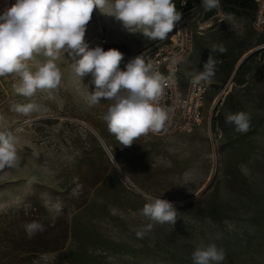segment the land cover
<instances>
[{
	"label": "rangeland",
	"instance_id": "1",
	"mask_svg": "<svg viewBox=\"0 0 264 264\" xmlns=\"http://www.w3.org/2000/svg\"><path fill=\"white\" fill-rule=\"evenodd\" d=\"M12 1H0V12ZM255 13L253 0H219L189 15L193 49L181 71L187 78L214 65L203 80L204 119L129 147L102 119L108 102L89 103L91 76L81 80L67 53L54 61L58 86L31 98L16 94L15 74L0 77V131L15 138L14 164L0 169V264H193L195 247L208 243L224 249L222 264H263L264 30L254 28ZM93 15L89 48L124 53L111 39L124 33L121 24L108 26L99 9ZM45 59L34 55L29 67ZM24 103L39 110H13ZM237 112L250 116L247 132L225 123ZM146 196L172 202L177 222L155 224L141 238ZM33 222L42 230L29 235Z\"/></svg>",
	"mask_w": 264,
	"mask_h": 264
},
{
	"label": "clouds",
	"instance_id": "2",
	"mask_svg": "<svg viewBox=\"0 0 264 264\" xmlns=\"http://www.w3.org/2000/svg\"><path fill=\"white\" fill-rule=\"evenodd\" d=\"M202 5L211 10L219 6V0H202ZM94 9L114 17L126 32L150 40H164L182 18L174 0H16L0 12V77L15 74L16 94L31 98L37 91L58 86L61 72L54 61L61 51L67 53L81 80L91 76L89 103L108 102L102 119L122 148L129 147L144 134L159 133L170 123L171 110L160 106L162 77L142 55L121 69L124 54L118 49L89 48L85 33ZM34 55L46 59L37 62L33 71L29 61ZM182 60L176 56L172 63ZM213 74L214 65L209 60L194 83L210 79ZM13 110L28 115L39 109L34 103H24L14 105ZM225 123L237 132H247L250 116L245 112L228 113ZM14 143L10 130L0 131V169L14 164ZM112 159L119 170L114 155ZM146 200L141 214L150 222L137 233L141 238L155 224L177 222V209L172 202L152 196H146ZM25 230L32 235L42 228L33 222L25 225ZM225 258L224 249L215 243L201 244L192 253L193 264H222Z\"/></svg>",
	"mask_w": 264,
	"mask_h": 264
},
{
	"label": "built area",
	"instance_id": "3",
	"mask_svg": "<svg viewBox=\"0 0 264 264\" xmlns=\"http://www.w3.org/2000/svg\"><path fill=\"white\" fill-rule=\"evenodd\" d=\"M256 5L254 28L264 30V0H253ZM176 9L181 12V21L176 24L173 31L164 40H158L150 47L132 55L124 54L120 67L125 65L136 56L142 55L146 62H151L160 73L162 94L160 106L170 109V123L159 133H147L144 135H165L179 131H189L198 125L203 119L206 110L207 85L202 80L194 83L198 75L187 78L181 71L182 64L186 61L193 49V31L188 19L189 15L202 5V0H174ZM106 43L105 39H102ZM264 49V44L257 47ZM183 58L181 62L172 63L174 57Z\"/></svg>",
	"mask_w": 264,
	"mask_h": 264
},
{
	"label": "crops",
	"instance_id": "4",
	"mask_svg": "<svg viewBox=\"0 0 264 264\" xmlns=\"http://www.w3.org/2000/svg\"><path fill=\"white\" fill-rule=\"evenodd\" d=\"M96 11V9H94ZM93 10V13H94ZM92 13L91 21L94 20V15ZM105 21L107 22V25L110 27L119 26L120 22L116 21L114 17L105 15ZM103 24V21H102ZM95 28V27H94ZM93 28V32L94 29ZM115 28V27H114ZM99 31V29L97 28ZM92 32V34H93ZM112 44L119 45V47L124 50L123 54L132 55L140 52L141 50L150 47L158 40H150L148 38H144L140 34H130L124 30V33L122 35H117L116 33L112 36ZM108 42L110 41L108 38L106 39ZM264 264V260L262 261Z\"/></svg>",
	"mask_w": 264,
	"mask_h": 264
},
{
	"label": "bare ground",
	"instance_id": "5",
	"mask_svg": "<svg viewBox=\"0 0 264 264\" xmlns=\"http://www.w3.org/2000/svg\"><path fill=\"white\" fill-rule=\"evenodd\" d=\"M0 1H3L4 2V0H0ZM16 3V0H13L12 1V3H10L9 4V7H11L12 5H14ZM201 29H204V28H201ZM202 34V33H201ZM193 129V128H192ZM102 143H103V145H104V147H105V149H106V151H107V153L110 155V157L112 158L113 157V155H114V159H115V162H116V164H117V158H116V156H115V154L113 153V151H112V149L102 140ZM113 160V159H112Z\"/></svg>",
	"mask_w": 264,
	"mask_h": 264
},
{
	"label": "trees",
	"instance_id": "6",
	"mask_svg": "<svg viewBox=\"0 0 264 264\" xmlns=\"http://www.w3.org/2000/svg\"><path fill=\"white\" fill-rule=\"evenodd\" d=\"M254 2V1H253ZM255 4V3H254ZM256 6V5H255Z\"/></svg>",
	"mask_w": 264,
	"mask_h": 264
}]
</instances>
